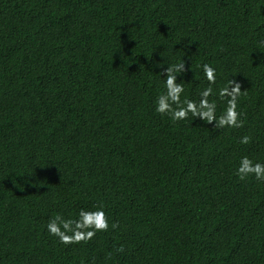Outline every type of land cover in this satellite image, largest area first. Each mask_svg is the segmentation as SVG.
<instances>
[{
  "label": "trees",
  "instance_id": "trees-1",
  "mask_svg": "<svg viewBox=\"0 0 264 264\" xmlns=\"http://www.w3.org/2000/svg\"><path fill=\"white\" fill-rule=\"evenodd\" d=\"M261 37L264 0H0V264H264V182L236 175L264 163ZM181 58L217 116L240 84V127L154 111ZM101 208L87 241L47 230Z\"/></svg>",
  "mask_w": 264,
  "mask_h": 264
},
{
  "label": "clouds",
  "instance_id": "clouds-1",
  "mask_svg": "<svg viewBox=\"0 0 264 264\" xmlns=\"http://www.w3.org/2000/svg\"><path fill=\"white\" fill-rule=\"evenodd\" d=\"M255 45V50L261 51V49H264V37L258 38ZM201 68L208 86L199 93L198 101L192 99L182 100L181 94L184 93L185 89L181 83L177 82V76L185 71L184 61L181 58L180 62L171 66L167 64V67L163 70L164 90L157 95L154 102V111L161 115H169L173 122L183 121L190 115L192 120L199 117L201 121L206 123L215 120L217 127H240L242 121L238 119L240 113L237 111V100L241 95L240 84L228 79L227 84L219 90V96L225 101L226 106L223 113L217 116L216 102L208 99L209 96L213 95L212 85L217 82L216 71L208 64L202 65ZM249 140L250 137L243 136L240 143L247 144ZM236 175L240 180L251 176L259 182H264V163H254L247 156L241 157L239 166L236 168ZM46 227L50 235L57 237L61 244L67 245L87 241L96 234V231H106L109 224L101 208L94 212L81 210L79 219L75 221L71 219L64 220L60 215H56ZM112 227L115 228L117 225L113 223ZM68 233H71V235ZM117 251H122V248L117 249Z\"/></svg>",
  "mask_w": 264,
  "mask_h": 264
}]
</instances>
